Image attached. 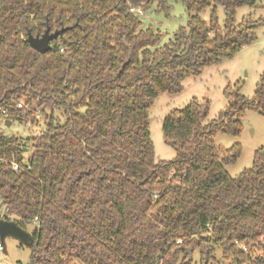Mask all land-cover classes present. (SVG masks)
Returning a JSON list of instances; mask_svg holds the SVG:
<instances>
[{"label":"trees","instance_id":"16d2710c","mask_svg":"<svg viewBox=\"0 0 264 264\" xmlns=\"http://www.w3.org/2000/svg\"><path fill=\"white\" fill-rule=\"evenodd\" d=\"M172 2L185 6L187 23L160 45L162 33L142 28L137 10L167 12ZM259 2L0 0V116L26 122L21 101L50 111L39 137L0 135L1 202L22 229L36 224L29 264H190L189 249L200 264L217 249L231 264L252 263L241 246L264 236V145L231 177L225 166L241 146L215 137L238 136L246 110L264 113V79L251 99L241 82L228 85L209 123L207 98L170 111L161 131L171 161L154 158L148 111L161 93L181 92L186 77L251 44L259 22L235 25L234 16ZM47 27L67 30L40 53L27 36Z\"/></svg>","mask_w":264,"mask_h":264},{"label":"rangeland","instance_id":"374dc122","mask_svg":"<svg viewBox=\"0 0 264 264\" xmlns=\"http://www.w3.org/2000/svg\"><path fill=\"white\" fill-rule=\"evenodd\" d=\"M139 11L142 28L151 25L154 30L162 33L160 45L172 38L174 32L187 23V12L181 2L170 3L167 12L157 11L156 5L148 12ZM251 16L252 21L259 24L255 28V40L245 45L232 58L218 65L207 67L198 76L186 77L182 82V91L176 94L167 92L158 95L149 108V131L154 146V158L156 161H171L175 158V151L165 144L162 137L161 124L163 118L172 110L183 108L191 99L196 98L209 100V110L205 123L217 118L218 113L225 107L227 100L224 89L229 85L233 88L236 82H241L240 93L251 99L255 88L261 78L264 79V4L259 2L255 7L241 6L236 10L235 25L242 23L244 18ZM204 20H208L209 12L206 10L201 14ZM217 18L220 26L224 22V11L221 6L217 7ZM4 116H0V135L6 137L25 138L32 134L28 122L12 118L7 125ZM35 129H38L36 126ZM34 129V130H35ZM215 143L225 148L233 144L241 146L240 155L237 160L225 166L231 177H237L244 170L252 166L255 151L264 145V113L255 110H246L242 117V129L238 136L232 137L226 134H218ZM24 157L29 156L28 151L23 152ZM7 216L12 221L18 220L8 208L2 204L0 199V216ZM36 224L25 225V231L30 239L34 236ZM30 246L19 240L7 236L4 238L3 259L8 264H28ZM214 260L210 259L208 264H231V257L225 258L221 251L214 252ZM190 264H200L197 252H194Z\"/></svg>","mask_w":264,"mask_h":264},{"label":"built area","instance_id":"2783aa9c","mask_svg":"<svg viewBox=\"0 0 264 264\" xmlns=\"http://www.w3.org/2000/svg\"><path fill=\"white\" fill-rule=\"evenodd\" d=\"M139 13V11H137ZM34 106V104H33ZM16 107L18 109H24V113L22 114L23 117L26 116V119L28 122V124L30 125V128L32 130V134L29 136H33V137H39L43 134V132L46 130L47 128V121H48V117L50 115V111H47L46 115L42 112V109L39 107H35L34 108H29L26 111V107L25 104L21 101L16 103ZM2 115H5V111L3 110ZM29 114V115H27ZM38 127V129H35V127ZM35 129V130H34ZM12 169L14 171H17V165L12 164ZM37 219L35 218L34 222ZM179 242V241H178ZM3 250H4V245H3V241L0 237V264H8L2 257L3 254ZM241 250L242 252L248 254L252 260L251 264H255L257 262H260L258 264H264V236L260 237L258 242L256 243H249V244H245L241 246ZM29 264V262H28Z\"/></svg>","mask_w":264,"mask_h":264},{"label":"water","instance_id":"95a60500","mask_svg":"<svg viewBox=\"0 0 264 264\" xmlns=\"http://www.w3.org/2000/svg\"><path fill=\"white\" fill-rule=\"evenodd\" d=\"M67 28H61L59 30H55L53 32H50V29L47 27L43 34L41 36H32L28 34L27 36V42L28 44L37 50L40 53H45L48 51L51 47L49 45V42L53 39L57 38L58 36H61L64 31H66ZM7 125L9 124L8 121L5 122ZM25 151V150H24ZM10 236L17 240H19L21 243H24L28 245L30 236L29 234L22 229L20 226L16 224L14 221H9L6 219H0V237L2 241L5 237ZM189 259L191 258V250H187Z\"/></svg>","mask_w":264,"mask_h":264},{"label":"crops","instance_id":"0c3cea01","mask_svg":"<svg viewBox=\"0 0 264 264\" xmlns=\"http://www.w3.org/2000/svg\"><path fill=\"white\" fill-rule=\"evenodd\" d=\"M6 122V121H5ZM10 123V122H9ZM0 219H8L9 221H12V219H9L7 216H3L2 215L0 216ZM3 245H4V240H3ZM2 257H3V254H2Z\"/></svg>","mask_w":264,"mask_h":264}]
</instances>
